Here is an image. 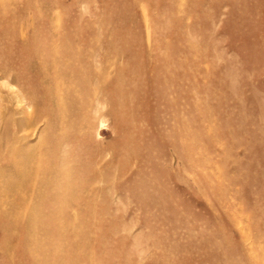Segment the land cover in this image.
Listing matches in <instances>:
<instances>
[{
    "label": "rangeland",
    "instance_id": "1",
    "mask_svg": "<svg viewBox=\"0 0 264 264\" xmlns=\"http://www.w3.org/2000/svg\"><path fill=\"white\" fill-rule=\"evenodd\" d=\"M0 264H264V0H0Z\"/></svg>",
    "mask_w": 264,
    "mask_h": 264
}]
</instances>
